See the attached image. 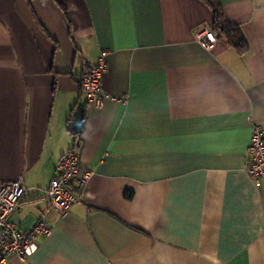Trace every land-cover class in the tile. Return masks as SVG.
Segmentation results:
<instances>
[{
  "label": "crops",
  "instance_id": "crops-1",
  "mask_svg": "<svg viewBox=\"0 0 264 264\" xmlns=\"http://www.w3.org/2000/svg\"><path fill=\"white\" fill-rule=\"evenodd\" d=\"M218 1L243 55L196 41L212 30L203 0H0V182L23 179L16 226L53 227L6 264H264V179L246 172L264 125V0ZM102 49L96 107L79 78ZM79 102L91 175L61 215L45 191Z\"/></svg>",
  "mask_w": 264,
  "mask_h": 264
},
{
  "label": "built area",
  "instance_id": "built-area-1",
  "mask_svg": "<svg viewBox=\"0 0 264 264\" xmlns=\"http://www.w3.org/2000/svg\"><path fill=\"white\" fill-rule=\"evenodd\" d=\"M196 41L204 49H210L216 40L215 33L208 28L195 33ZM108 71V50L99 51L94 62L88 63L80 73L79 83L85 102L96 107L102 105L105 94L102 79ZM248 164L246 172L254 180L264 179V125L255 124L251 128L246 149ZM91 175V171L82 169L79 154L69 149L59 159L56 174L50 180L45 191L49 205L64 215L72 202L77 200L80 186ZM76 182V184H75ZM25 192L21 176L9 182H0V264H6L11 256L25 259L35 246L39 237H48L53 227L38 220L32 227L23 230L16 226L11 215Z\"/></svg>",
  "mask_w": 264,
  "mask_h": 264
},
{
  "label": "trees",
  "instance_id": "trees-1",
  "mask_svg": "<svg viewBox=\"0 0 264 264\" xmlns=\"http://www.w3.org/2000/svg\"><path fill=\"white\" fill-rule=\"evenodd\" d=\"M203 1L212 10L213 13L212 31L215 33V35L222 38L229 46H232L240 55L245 54L248 50L247 42L240 28L237 25L226 23L219 1L218 0H203ZM72 134L74 137L72 148L76 149L79 143L77 139L78 133L72 132Z\"/></svg>",
  "mask_w": 264,
  "mask_h": 264
},
{
  "label": "water",
  "instance_id": "water-1",
  "mask_svg": "<svg viewBox=\"0 0 264 264\" xmlns=\"http://www.w3.org/2000/svg\"><path fill=\"white\" fill-rule=\"evenodd\" d=\"M81 121H82V103L79 102L71 128L75 133H78L80 131Z\"/></svg>",
  "mask_w": 264,
  "mask_h": 264
}]
</instances>
